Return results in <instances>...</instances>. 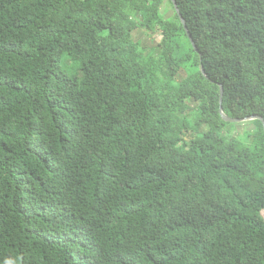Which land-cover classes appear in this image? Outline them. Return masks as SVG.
<instances>
[{"label": "trees", "instance_id": "16d2710c", "mask_svg": "<svg viewBox=\"0 0 264 264\" xmlns=\"http://www.w3.org/2000/svg\"><path fill=\"white\" fill-rule=\"evenodd\" d=\"M221 107L264 119V0H0V264H264Z\"/></svg>", "mask_w": 264, "mask_h": 264}, {"label": "rangeland", "instance_id": "374dc122", "mask_svg": "<svg viewBox=\"0 0 264 264\" xmlns=\"http://www.w3.org/2000/svg\"><path fill=\"white\" fill-rule=\"evenodd\" d=\"M164 12L166 13V17L168 18L173 17L174 15V11L169 5L168 1H165ZM135 37L137 38V40H141V42L147 47H151L152 45H154L153 40L159 43L162 39V37L159 34L153 36L149 32H146V31L137 32ZM65 63H63V66L66 68ZM248 128H249V122L238 124L237 129L235 130L234 134L243 133Z\"/></svg>", "mask_w": 264, "mask_h": 264}, {"label": "water", "instance_id": "95a60500", "mask_svg": "<svg viewBox=\"0 0 264 264\" xmlns=\"http://www.w3.org/2000/svg\"><path fill=\"white\" fill-rule=\"evenodd\" d=\"M174 3H175L176 11L180 14V10H179L176 2H174ZM180 19H181V21H182V23H183V25L185 27V30H186V32H187V34L189 36L190 41L192 42V45L194 46L195 50L199 53V50H198V48L196 46V43L194 42V39H193V37H192V35L190 33V30L188 29L187 22L185 21V19L183 18V16L181 14H180ZM200 56L202 58V55H200ZM203 73L205 74L204 70H203ZM223 89H224L223 86H221V89H220V91H221V106H222L223 98H224ZM221 116H222V118H223V120L225 122L232 123V124H241V123H247V122L254 121V120H260V121H262V123L264 125V119L262 117H260V116H252V117H248V118H245V119H234V118H231L228 115H226L222 107H221Z\"/></svg>", "mask_w": 264, "mask_h": 264}]
</instances>
